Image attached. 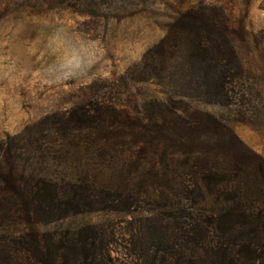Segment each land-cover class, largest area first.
Instances as JSON below:
<instances>
[{
  "label": "rangeland",
  "instance_id": "obj_1",
  "mask_svg": "<svg viewBox=\"0 0 264 264\" xmlns=\"http://www.w3.org/2000/svg\"><path fill=\"white\" fill-rule=\"evenodd\" d=\"M191 16L228 35L243 68L237 105L178 97L176 38L187 35ZM81 101L98 105L99 120L66 136L52 132ZM201 113L224 128L196 126ZM46 116L33 142L27 127ZM1 144L25 155L17 163L23 180L10 176L0 189L30 191L39 177L52 187L34 196L38 218L27 216L29 203L0 198V264H41L54 251L42 236L86 228L102 240L106 264H150L156 232L146 218L178 212L180 201L193 213L218 215L237 197L246 215L257 216L264 242V0H0ZM194 149L203 160L181 156ZM213 149L224 189L212 178L186 189L201 173L212 175L206 157ZM234 174L241 184L251 180L249 189H234ZM67 183L77 187L74 205L64 204L74 198ZM64 210L68 216L49 218ZM229 224L226 218L215 234L229 237ZM27 229L34 243L24 240ZM257 250L259 257L241 264H264V247Z\"/></svg>",
  "mask_w": 264,
  "mask_h": 264
},
{
  "label": "trees",
  "instance_id": "obj_2",
  "mask_svg": "<svg viewBox=\"0 0 264 264\" xmlns=\"http://www.w3.org/2000/svg\"><path fill=\"white\" fill-rule=\"evenodd\" d=\"M191 18L192 20H188V23L185 24L187 35H179L176 38L179 41L176 47L180 51L176 71L180 72L178 83L182 90L178 97L181 99L201 97L206 98L207 103L223 106L237 105L244 96L243 68L234 52L228 35L220 32L214 23L212 26H206L200 18H194L193 16ZM182 32L184 31L182 30ZM178 112L185 115L180 109H178ZM99 114L100 108L96 103L81 101L69 114H62L61 118H58L57 129H53L52 132H59L66 136V133L91 128L92 124L99 120ZM182 115H179L180 118H182ZM203 116V121L202 118L198 117L193 119L196 126L202 123H211L217 127L224 128L207 113ZM51 118L46 116L38 124L27 127L28 131L31 130L30 136L33 142H36V127ZM32 129H34V132H32ZM215 138L225 140V137L220 135ZM21 151H23V148H19L15 144L9 148H4L2 144L0 145V184H7L10 176H18V184L20 180H23L24 173L19 171L17 165L23 155H25ZM214 151L215 149L206 157L207 166L211 168L209 174L212 175L201 173L195 177L196 182L193 183V186H186V189L192 191L197 187V179L206 180V178L214 180L215 188L224 189L225 175H217L215 169L220 165L221 158ZM181 156H187L189 160L194 162L203 160L200 152L195 149L186 154H181ZM238 179L239 176L237 177L234 174L232 180L234 189L237 187L240 190L249 189L251 180L249 183L246 182L245 184L243 182L241 184ZM63 186L66 190H68L67 186H69L74 191V198H66L67 201L64 200L66 201L64 204L70 202L74 205L77 197L76 184L70 185L67 183ZM50 187H52V182L49 179L39 177L36 179V185L33 190H20L18 187L13 190L0 189V198L11 195L16 197L23 205L29 203L32 207L26 210L27 216L30 217L31 214H34L38 218L39 215L33 211V205L36 201L34 196L36 199L39 198L41 193ZM60 187L58 186L59 189ZM34 190L37 191L35 192ZM53 200L56 201V198H52L51 201ZM61 201L59 198L55 205H60ZM180 202L176 204L181 206L180 212H169L161 216L150 213L146 218L152 224L153 232H156V251L154 257L151 258L150 264H241L244 260H253L259 257L257 249L264 247V242L263 238L256 237L258 228L255 220L257 221L258 218L257 216H249L250 214L246 215L240 209L242 205L239 198L232 197L225 200L226 204L230 202V206L222 208L218 215L208 213L204 209H199L193 213L192 208L182 204V201ZM193 202V206L198 205L196 201ZM170 206V203L164 205L165 208ZM251 212L253 213V211ZM68 215L69 211L64 210L57 216L50 215L49 218L58 220ZM226 218H230L229 228L227 229L229 237H227V233H223L222 237H218L215 231L222 230L221 222ZM28 222L31 223L30 221ZM246 230H248L249 234L243 237L241 232ZM78 234L66 231L63 234L54 232L42 236L41 238L46 240L54 251L50 252L48 250V254L42 258L40 263L106 264L104 253L101 250L102 240L98 239L94 228L82 229ZM23 235L24 240L30 241V244L36 241L35 237L37 235L30 229H27ZM231 236L235 238L232 244L224 245ZM218 243L224 244L218 245ZM29 248L26 247L25 251L28 252ZM50 255L51 259L48 261ZM107 264H111L110 259H107Z\"/></svg>",
  "mask_w": 264,
  "mask_h": 264
}]
</instances>
